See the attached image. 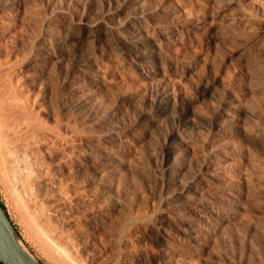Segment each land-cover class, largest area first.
<instances>
[{
	"label": "rangeland",
	"instance_id": "rangeland-1",
	"mask_svg": "<svg viewBox=\"0 0 264 264\" xmlns=\"http://www.w3.org/2000/svg\"><path fill=\"white\" fill-rule=\"evenodd\" d=\"M0 27L24 264H264V0H0Z\"/></svg>",
	"mask_w": 264,
	"mask_h": 264
},
{
	"label": "bare ground",
	"instance_id": "bare-ground-1",
	"mask_svg": "<svg viewBox=\"0 0 264 264\" xmlns=\"http://www.w3.org/2000/svg\"><path fill=\"white\" fill-rule=\"evenodd\" d=\"M0 29H3V28L0 27ZM137 57L139 60H141V62L145 63L144 66H147L148 58L146 56L139 54ZM9 66L10 65L8 64L6 59L5 58L3 59L0 57V137L3 139L2 143L5 145V148H6L5 150L8 154V157H9L8 159H11L10 162L13 163V165H11L14 167L13 171L11 169V171L14 172L13 176H15V179H19L20 177H19L18 173H19L20 166H22V162H23V161H21V159H22L21 153H23V151H25L28 147L25 150L19 152L20 150L17 147V140H18L17 136L18 135H15V125L21 119L28 117V115H27L28 112H26L27 106L25 107V105H26L25 103L28 100V94L27 93L24 94L23 91L19 88L18 81L16 80L17 78L13 73L14 71L12 72V70H14V69L11 68L12 69L11 70L9 68ZM147 67H149V66H147ZM147 67H145L144 72L148 78L152 79V74L150 73V71ZM21 85H22V83H21ZM75 91H76V95L80 101L79 104H81L82 106H85V105H89V104L93 103L95 96L90 91L82 89V88H77V89H75ZM30 98H32V101H33V97H30ZM30 103H33V102H30ZM171 106H172L171 99H169L168 96H164V98L160 101L159 109L162 112L170 111L172 109V108L170 109ZM31 109H32V107H31ZM30 116L32 117V115H30ZM30 120L28 119L27 121L30 122ZM24 123H25V121H24ZM19 124H21V123L19 122ZM25 128H27V127H25ZM21 130L19 129V131H21ZM20 134L21 133H19V135ZM20 138H22V136ZM177 138H178L177 132L173 133L172 139H177ZM19 144L22 145L24 143L20 142ZM22 147L24 148L25 146L22 145ZM24 153H26V151ZM26 154L24 156L28 155V154L27 155ZM12 163H10V164H12ZM13 167H11V168H13ZM193 241L197 244L203 245V243L197 238H194ZM18 246H20V244H18ZM13 247L17 251H18V248L20 249V247L17 248V243H15V242H13ZM144 262L141 260H138V264H145Z\"/></svg>",
	"mask_w": 264,
	"mask_h": 264
},
{
	"label": "water",
	"instance_id": "water-1",
	"mask_svg": "<svg viewBox=\"0 0 264 264\" xmlns=\"http://www.w3.org/2000/svg\"><path fill=\"white\" fill-rule=\"evenodd\" d=\"M3 221L11 223L4 207L0 203V262L3 264H24L17 251L4 235ZM11 225L13 226L12 223Z\"/></svg>",
	"mask_w": 264,
	"mask_h": 264
},
{
	"label": "trees",
	"instance_id": "trees-1",
	"mask_svg": "<svg viewBox=\"0 0 264 264\" xmlns=\"http://www.w3.org/2000/svg\"><path fill=\"white\" fill-rule=\"evenodd\" d=\"M0 203H1V205L4 207L3 203H2V202H0ZM4 209H5V207H4ZM0 264H3V263L0 262Z\"/></svg>",
	"mask_w": 264,
	"mask_h": 264
}]
</instances>
